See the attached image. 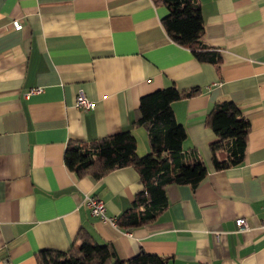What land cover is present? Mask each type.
Wrapping results in <instances>:
<instances>
[{
	"label": "crops",
	"instance_id": "0c3cea01",
	"mask_svg": "<svg viewBox=\"0 0 264 264\" xmlns=\"http://www.w3.org/2000/svg\"><path fill=\"white\" fill-rule=\"evenodd\" d=\"M194 2L218 64L173 40L161 22L167 7L152 0H0V264H36L38 251L68 249L80 230L122 260L143 250L166 264H264V0ZM170 84L198 89L172 108L183 149L207 175L196 188L168 184L157 218L124 229L114 218L142 188L137 171L78 177L64 151L129 129L137 153L150 152L134 124L139 100ZM79 90L90 108L76 107ZM220 99L238 105L249 129L244 159L216 170L208 119ZM90 196L104 201V219L90 213Z\"/></svg>",
	"mask_w": 264,
	"mask_h": 264
},
{
	"label": "trees",
	"instance_id": "16d2710c",
	"mask_svg": "<svg viewBox=\"0 0 264 264\" xmlns=\"http://www.w3.org/2000/svg\"><path fill=\"white\" fill-rule=\"evenodd\" d=\"M152 1L156 6L167 7L161 22L173 40L189 47L198 60L219 63L220 52L204 41V20L194 0ZM197 92V88L179 91L170 84L140 97L134 124L147 131L151 151L146 154L137 153L136 138L129 129L67 144L64 163L78 177L90 175L99 179L125 166L133 167L139 174L142 188L134 194L130 207L114 218L119 227L130 229L155 220L168 203V184L196 188L206 177L204 160L190 149H183L186 129L177 122L172 108L174 101ZM208 122L216 135L209 145L214 169L238 165L244 159L249 129L238 105L230 99L217 100ZM35 261L36 264H166L167 257L140 250L122 260L111 243H99L88 231L80 230L68 249H42L35 254Z\"/></svg>",
	"mask_w": 264,
	"mask_h": 264
},
{
	"label": "built area",
	"instance_id": "2783aa9c",
	"mask_svg": "<svg viewBox=\"0 0 264 264\" xmlns=\"http://www.w3.org/2000/svg\"><path fill=\"white\" fill-rule=\"evenodd\" d=\"M13 25L15 27H19L20 22L18 20H15V21H13ZM40 90H41L40 87L32 88L27 92V95H29L32 92H36V91H40ZM92 104H93V102L85 96L84 92L82 90H79L77 95H76V98H75L76 107L81 108V109H87V108H90L92 106ZM88 205L90 208V213L93 216L98 217L100 219H104L106 217V215H105L106 206H105V203L102 199H100L97 196H90V197H88ZM236 224L240 228H247L248 227V224H247L244 217H238L236 219Z\"/></svg>",
	"mask_w": 264,
	"mask_h": 264
},
{
	"label": "rangeland",
	"instance_id": "374dc122",
	"mask_svg": "<svg viewBox=\"0 0 264 264\" xmlns=\"http://www.w3.org/2000/svg\"><path fill=\"white\" fill-rule=\"evenodd\" d=\"M139 130L142 131V132L144 133V135H145V131H144L143 128H139ZM138 137H139V143H140L139 149H142V148H141V145H142V141H143V140H142V138H140V135H138ZM143 139H144V138H143ZM146 141H147V139H146ZM148 152H149V151H148Z\"/></svg>",
	"mask_w": 264,
	"mask_h": 264
}]
</instances>
